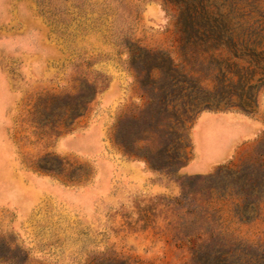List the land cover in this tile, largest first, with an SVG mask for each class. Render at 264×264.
Instances as JSON below:
<instances>
[{
  "label": "rangeland",
  "instance_id": "rangeland-1",
  "mask_svg": "<svg viewBox=\"0 0 264 264\" xmlns=\"http://www.w3.org/2000/svg\"><path fill=\"white\" fill-rule=\"evenodd\" d=\"M178 15L164 0H0V264L264 261V204L241 218L234 176L264 134L186 173L199 118L241 109L196 107L183 74L222 83L184 53Z\"/></svg>",
  "mask_w": 264,
  "mask_h": 264
},
{
  "label": "trees",
  "instance_id": "trees-1",
  "mask_svg": "<svg viewBox=\"0 0 264 264\" xmlns=\"http://www.w3.org/2000/svg\"><path fill=\"white\" fill-rule=\"evenodd\" d=\"M164 1L179 11L184 53H196L202 64L209 60L214 66L210 78L222 83L212 91L202 85L199 72L183 74L182 78L190 77L184 83L193 82L196 107L219 109L234 105L243 113L255 114L249 109L257 107L258 94L264 89V0ZM234 176L240 183L239 196L244 204L239 208L241 218L259 216L264 204V141L257 156ZM194 255L210 256L201 247L194 248ZM223 255L229 259L235 254H220Z\"/></svg>",
  "mask_w": 264,
  "mask_h": 264
},
{
  "label": "crops",
  "instance_id": "crops-1",
  "mask_svg": "<svg viewBox=\"0 0 264 264\" xmlns=\"http://www.w3.org/2000/svg\"><path fill=\"white\" fill-rule=\"evenodd\" d=\"M212 124L213 130H207L206 125ZM91 131H82L64 138L60 146L64 148L82 134H104L103 127L95 124ZM196 157L186 168L188 175L209 174L219 164L230 161L245 145L260 138L264 134V107L258 113L249 115L241 111L222 113H205L197 125ZM205 134H212L211 136ZM213 141L216 158L210 159L206 153V142ZM208 140V141H207Z\"/></svg>",
  "mask_w": 264,
  "mask_h": 264
}]
</instances>
